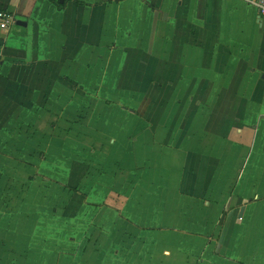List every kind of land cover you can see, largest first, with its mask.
<instances>
[{
  "label": "crops",
  "instance_id": "1",
  "mask_svg": "<svg viewBox=\"0 0 264 264\" xmlns=\"http://www.w3.org/2000/svg\"><path fill=\"white\" fill-rule=\"evenodd\" d=\"M0 11V264H264L256 7Z\"/></svg>",
  "mask_w": 264,
  "mask_h": 264
},
{
  "label": "built area",
  "instance_id": "2",
  "mask_svg": "<svg viewBox=\"0 0 264 264\" xmlns=\"http://www.w3.org/2000/svg\"><path fill=\"white\" fill-rule=\"evenodd\" d=\"M246 3L254 6L259 11L261 17L264 19V0H244ZM16 17L6 11H0V28L8 29L15 23ZM1 64V60H0Z\"/></svg>",
  "mask_w": 264,
  "mask_h": 264
},
{
  "label": "water",
  "instance_id": "3",
  "mask_svg": "<svg viewBox=\"0 0 264 264\" xmlns=\"http://www.w3.org/2000/svg\"><path fill=\"white\" fill-rule=\"evenodd\" d=\"M64 0H60V2L62 3ZM18 25H21V23L20 22H18Z\"/></svg>",
  "mask_w": 264,
  "mask_h": 264
},
{
  "label": "trees",
  "instance_id": "4",
  "mask_svg": "<svg viewBox=\"0 0 264 264\" xmlns=\"http://www.w3.org/2000/svg\"><path fill=\"white\" fill-rule=\"evenodd\" d=\"M75 85V84H74Z\"/></svg>",
  "mask_w": 264,
  "mask_h": 264
}]
</instances>
